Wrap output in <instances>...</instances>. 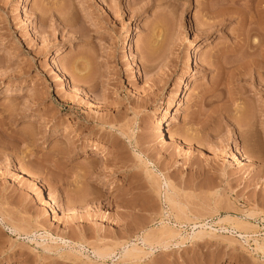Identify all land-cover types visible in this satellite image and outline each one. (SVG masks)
Listing matches in <instances>:
<instances>
[{
    "label": "rangeland",
    "instance_id": "rangeland-1",
    "mask_svg": "<svg viewBox=\"0 0 264 264\" xmlns=\"http://www.w3.org/2000/svg\"><path fill=\"white\" fill-rule=\"evenodd\" d=\"M236 1L0 0V264H264V69L228 71L264 1Z\"/></svg>",
    "mask_w": 264,
    "mask_h": 264
},
{
    "label": "bare ground",
    "instance_id": "bare-ground-1",
    "mask_svg": "<svg viewBox=\"0 0 264 264\" xmlns=\"http://www.w3.org/2000/svg\"><path fill=\"white\" fill-rule=\"evenodd\" d=\"M154 2H155V0H153ZM158 1V0H157ZM224 1V0H223ZM226 1V0H225ZM228 1H230V3L231 2H238V1H236V0H228ZM264 1V0H263ZM261 2H262V0H258V3L257 4H254V7H255V5L257 6V8H259L258 7V5H260L261 4ZM227 3V2H226ZM254 3V2H253ZM223 4V3H222ZM221 4V5H222ZM219 6V5H218ZM224 7H225V5H223ZM222 6V7H223ZM227 6V5H226ZM230 7V6H229ZM256 8V7H255ZM256 8V9H257ZM224 8H221V9H217L216 10V12H214V14H220V13H222L223 11H225V10H223ZM242 9V8H241ZM245 9V8H244ZM260 9V8H259ZM247 10H249V9H246V11ZM252 10V9H251ZM213 11H215V10H213ZM235 11V10H234ZM243 11V12H242ZM239 10V11H235L236 13L235 14H239V16H240V19L242 20V22H244V21H246L245 19H246V17L248 18V16H247V12L245 13V11L244 10ZM249 12V11H248ZM68 13V12H67ZM224 13V12H223ZM227 13V12H226ZM229 13V12H228ZM233 14V13H232ZM208 15H210V12H209V14ZM217 15V16H218ZM221 15V14H220ZM66 17H67V15H65ZM65 16L64 15H62L61 14V17H60V19H61V21H62V23L66 20H68V19H66L65 18ZM71 16V15H70ZM210 16H212V15H210ZM213 17V16H212ZM216 17V16H215ZM217 18V17H216ZM220 18V17H219ZM69 20H70V18H69ZM72 20V19H71ZM250 20V19H249ZM65 24H66V22H64ZM69 23V22H68ZM217 23V22H216ZM244 25V24H243ZM246 26V25H245ZM261 28V27H260ZM246 29V28H245ZM251 29V28H250ZM252 30V29H251ZM262 30V29H261ZM253 31H255L256 32V29H254V27H253ZM245 38L247 37V39L248 38H250V30L248 29V30H245ZM244 34V33H243ZM252 38V37H251ZM251 41H253V40H251ZM246 42V47L248 46V49L250 48L251 50L253 49L255 52H257V50H258V48H260L261 46H260V42L261 41H259V43H254V42ZM242 45V44H241ZM261 45H263V44H261ZM263 48H264V46H262ZM249 49V50H250ZM261 50H262V48H260ZM259 49V50H260ZM55 52H53L54 53V55H53V61H54V63L56 64L57 63V60H58V58H59V49H55L54 50ZM236 51V49L234 50H232V51H229V52H232V53H234ZM253 51V52H254ZM263 52H264V49L262 50ZM228 52V53H229ZM245 52V51H244ZM252 51H250V53H248L247 52V55H248V57H249V54L251 55L252 53H253ZM263 52H262V54H259L260 52H258L257 54L258 55H262L263 56ZM223 53H225V51H223V50H221V51H219V56H218V59H217V57H215L218 61H219V58H221L220 57V55H222ZM218 54V53H217ZM230 54V53H229ZM256 53L254 54H252L253 56H251V58L252 59H250V57H249V61H248V59L244 62V59H243V63H242V61H241V63H240V61L237 59L236 61H238V63H236V61L233 59V61L235 62V64H232V62L233 61H231V62H229V60H228V62L229 63H231L232 65H230V67H228L229 68V70H228V68L226 69V68H224V69H226V70H228V71H230L231 70V72H232V75L234 76V77H237L238 75H241L242 77H243V79H245V78H252V80L254 81V80H256L257 78H258V76H259V72L260 71H263V69H264V60L263 61H261L262 59H260V58H263L262 56L259 58L258 57V55H257ZM244 55V54H243ZM242 55V56H243ZM246 55V56H247ZM257 55V57L260 59H257L255 56ZM242 58V57H241ZM246 58V57H245ZM215 59V60H216ZM255 59H257V60H255ZM224 60V59H223ZM212 62V61H211ZM233 62V63H234ZM217 63V62H216ZM221 63V62H220ZM225 63V62H224ZM211 64H213V63H211ZM76 65V64H75ZM215 65V64H214ZM217 66H219V64L217 65ZM226 66V65H225ZM228 66H229V64H228ZM74 67V66H73ZM210 67V66H209ZM224 67V66H223ZM217 69H218V67H217ZM220 69V68H219ZM244 70H246V71H248V70H250V72L248 73V72H245ZM223 71H225V70H223ZM231 74V73H230ZM256 74H258V75H256ZM237 75V76H236ZM232 76V77H233ZM185 77V76H184ZM182 78L181 79V81H180V83L181 84H183V87H182V91H181V93L179 94V97L177 98V100L175 101V103L173 104V108H175V107H178L180 104H181V102H182V100L186 97V95H187V93H188V91L190 90V86L188 85V83H187V80H186V77L185 78ZM231 77V78H232ZM239 78H240V76H239ZM242 79V78H241ZM259 80H260V78H259ZM257 81V80H256ZM264 82V80L261 82V83H263ZM260 92V91H259ZM261 93H263V90L260 92V94ZM244 108V107H243ZM242 109V108H241ZM240 109V110H241ZM243 110V109H242ZM245 112V111H244ZM244 112H243V115H244ZM248 113V112H247ZM171 114V113H170ZM253 116V115H252ZM244 117V116H243ZM241 118V117H240ZM245 119V120H244ZM244 121L242 122V124H240L239 126H241V128H244V129H241L240 127H239V129L240 130H238L239 131V133H240V135H239V137H241V141L243 142V143H245V141H247L248 140V137H250L251 138V135H253V133H255L254 131H252L253 129H251V127H252V121H251V119L250 118H245L244 117ZM253 120H254V118H253ZM169 121V112L166 114V115H164L160 120H159V123H158V129H157V133H159L160 135H162V136H164V135H166V130H165V126H166V123ZM240 123V122H239ZM255 124V123H254ZM253 124V125H254ZM251 126V127H250ZM255 126V125H254ZM253 126V127H254ZM251 129V130H250ZM257 133V132H256ZM255 133V134H256ZM170 140L171 141H177V139H176V136L175 135H170ZM251 140V139H250ZM249 141V140H248ZM183 142V141H182ZM95 143H96V145H98V146H96L94 149H95V153L96 154H98L99 156H107V155H110L111 154V151H110V149L107 147V146H105V145H100L99 144V142H97V141H95ZM186 143V142H185ZM244 145V144H243ZM248 145V144H247ZM246 145V146H247ZM245 146V147H246ZM246 149V148H245ZM248 149V148H247ZM250 151V150H249ZM247 152L248 151H245L244 150V152H242L243 154V156H245V159L246 160H248V162L249 163H252L253 164V160H252V157H253V155H250V152H249V155L247 154ZM253 154H255V152L253 153ZM252 156V157H251ZM257 158V157H256ZM253 159H254V157H253ZM248 163V164H249ZM91 164H93L92 162H91ZM21 178L22 179H24V180H30L31 179V176H30V174L27 172V171H23L22 172V175H21ZM41 182V181H40ZM39 182V183H40ZM170 193H169V190H167L166 191V197H167V200L168 201H172L171 200V197H170V195H169ZM229 221H231L230 219H229ZM239 226V225H238ZM256 246H257V249H259V250H264V245H260V244H255ZM135 251H137V249L136 248H133V249H130V250H127L126 252H125V255H130L131 253H134ZM98 254L101 256L102 255V257L103 256H106V255H109V253L107 254V252H103V251H99L98 252ZM132 255V254H131Z\"/></svg>",
    "mask_w": 264,
    "mask_h": 264
}]
</instances>
